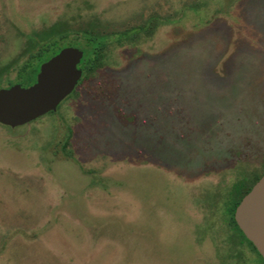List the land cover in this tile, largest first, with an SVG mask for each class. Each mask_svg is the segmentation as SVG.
I'll list each match as a JSON object with an SVG mask.
<instances>
[{
  "label": "rangeland",
  "instance_id": "rangeland-1",
  "mask_svg": "<svg viewBox=\"0 0 264 264\" xmlns=\"http://www.w3.org/2000/svg\"><path fill=\"white\" fill-rule=\"evenodd\" d=\"M152 17L55 113L0 124V264H264L227 200L264 174V0H0V86L54 24Z\"/></svg>",
  "mask_w": 264,
  "mask_h": 264
},
{
  "label": "water",
  "instance_id": "water-1",
  "mask_svg": "<svg viewBox=\"0 0 264 264\" xmlns=\"http://www.w3.org/2000/svg\"><path fill=\"white\" fill-rule=\"evenodd\" d=\"M85 52L77 47L61 50L41 65L34 84H14L0 90V124L17 128L56 112L83 78ZM235 221L264 259V176L242 199Z\"/></svg>",
  "mask_w": 264,
  "mask_h": 264
},
{
  "label": "trees",
  "instance_id": "trees-1",
  "mask_svg": "<svg viewBox=\"0 0 264 264\" xmlns=\"http://www.w3.org/2000/svg\"><path fill=\"white\" fill-rule=\"evenodd\" d=\"M156 21V18L152 17L146 25H139L118 34L99 31L95 27L98 24L96 23L97 21L93 22V27L82 32L80 30H73L70 26L65 24H54L42 32L36 33L30 38L29 47L21 56V58L26 57V60L18 67L19 80L26 82L27 86L34 84L40 72L41 65L57 55L66 47H77L85 52L80 68L83 70V78L85 76H92L103 65L105 52L109 47L110 42L116 38L119 40L128 38L134 40L142 34L151 36L153 34V26L156 24ZM71 37H74L73 40H71ZM8 71L9 68H5L0 71V82L3 74ZM82 80L80 81L78 87L80 86ZM1 89L2 88L0 86V90ZM53 113L55 112L50 114ZM263 176L264 174L251 179L248 184L245 182L238 183L228 195L227 200L230 203L229 214L232 225L239 232L244 241L247 242L259 255L264 263L263 257L260 255L254 244L250 242L240 230L234 217L239 203Z\"/></svg>",
  "mask_w": 264,
  "mask_h": 264
},
{
  "label": "flooded vegetation",
  "instance_id": "flooded-vegetation-1",
  "mask_svg": "<svg viewBox=\"0 0 264 264\" xmlns=\"http://www.w3.org/2000/svg\"><path fill=\"white\" fill-rule=\"evenodd\" d=\"M70 97V96H69Z\"/></svg>",
  "mask_w": 264,
  "mask_h": 264
}]
</instances>
